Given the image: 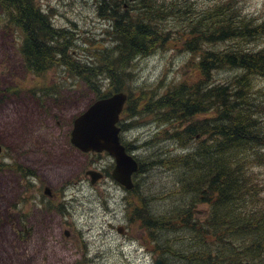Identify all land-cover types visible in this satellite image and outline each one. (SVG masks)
Listing matches in <instances>:
<instances>
[{"label":"rangeland","instance_id":"obj_1","mask_svg":"<svg viewBox=\"0 0 264 264\" xmlns=\"http://www.w3.org/2000/svg\"><path fill=\"white\" fill-rule=\"evenodd\" d=\"M34 1L50 14L51 23L68 35L66 54L73 64L87 61L99 65L103 60L100 59L102 52L114 46L111 21L101 14L99 0ZM157 1L168 4L172 0ZM173 1L175 16L157 24L159 29L164 30L162 34H167L164 44L161 45L159 40L151 53L134 59L131 78L125 88L132 91L133 97L143 91L145 95L156 98L173 82L193 74L192 54L181 46V42L189 31L186 20L189 17L194 19L191 16L196 12L184 7V2L198 11L211 8L216 1L230 2L229 5L233 2L238 11L254 21L264 19V0ZM138 3L129 0L122 8L132 14ZM179 34L181 38L177 37ZM23 38L22 30L10 23L5 11L0 8V135L4 136L6 143L14 144L17 136L24 132V124L29 123L31 129L25 137L29 146L31 138L42 131L41 120L43 112L47 111L51 132L59 134L61 142H64L65 130L69 131L68 147L61 151V144L55 142L51 159L32 154L19 157V151L12 148V155H6L5 163L17 161L31 168L36 167V175L28 183L15 171L0 173V205L9 206L13 202L18 203L20 208L17 214L20 218V226L17 227L20 229V242L14 246L19 252L12 249L13 227L2 222L0 264H153L156 257H161L164 264H185L180 254H189L194 250L189 240L191 234L187 233L189 229L184 227V223L176 219L177 225L181 226L150 231L141 220L144 208L160 219V215L174 210L186 200V196H190L180 193L174 185L176 171L167 168L169 166H161L160 162H152L165 159V154H182L188 149L182 150L172 139H163L161 130L165 126L153 114L132 118L122 115L121 124L134 123L128 130L120 132V138L129 146L138 147L132 146V152L145 164V169L135 180L136 192L125 200L124 188L110 174L113 158L106 152L81 153L73 150L69 140L76 116L98 99L86 85L84 72L69 68L64 61L40 73L31 72L21 52ZM255 40L254 44L264 42L262 38ZM97 73L102 91H108L110 83L107 74L99 68ZM232 74V70L223 69L217 71L214 77L216 81H222ZM258 83L264 87V79ZM57 125L59 128H56ZM253 164L252 171L264 184V163ZM87 170L107 175L92 184L90 176L85 174ZM45 184L58 193L56 200L60 204L51 202L55 206H47L50 202L39 190ZM255 199L258 204L264 202V189L257 191ZM208 209L207 203L196 202L192 207V216L202 221L208 216ZM10 210L9 206L5 216ZM120 226L122 234L117 230ZM64 230L70 233L69 237L64 236ZM207 239L210 242L209 236ZM161 243L170 246L162 248Z\"/></svg>","mask_w":264,"mask_h":264},{"label":"trees","instance_id":"obj_2","mask_svg":"<svg viewBox=\"0 0 264 264\" xmlns=\"http://www.w3.org/2000/svg\"><path fill=\"white\" fill-rule=\"evenodd\" d=\"M128 1L99 0L101 14L111 21L115 42L102 52L99 65L87 61L73 64L66 54L68 35L51 23L50 14L34 0H0V7L24 34L21 52L31 72L40 73L64 61L69 68L84 72L86 85L96 98L127 93L120 118L153 114L165 126L162 138L188 149L152 161L176 171L174 185L190 196L160 219L144 208L141 221L150 231L181 226L176 219L183 222L194 250L180 254L185 264L264 262V202L258 204L255 199L264 184L252 171L253 163H264V87L258 83L264 79V42L254 44L255 39L264 40V19L254 21L233 2L216 1L203 11L184 2V7L196 12L191 16L194 19L186 20L189 31L181 42L192 54L193 74L173 82L156 98L143 91V95L133 97L125 88L134 59L151 53L157 41L164 44L167 34L163 35L157 24L175 13L173 0L168 4L133 0L139 3L129 14L122 8ZM98 68L107 74L108 91H102ZM223 69L233 74L216 81L215 73ZM131 124L119 122L121 130H128ZM144 165L139 160L138 172L145 169ZM196 202L209 207L202 221L192 216ZM161 244L162 248L170 246Z\"/></svg>","mask_w":264,"mask_h":264},{"label":"water","instance_id":"obj_3","mask_svg":"<svg viewBox=\"0 0 264 264\" xmlns=\"http://www.w3.org/2000/svg\"><path fill=\"white\" fill-rule=\"evenodd\" d=\"M126 99L127 94L123 91L96 99L74 119L70 140L85 152L106 151L111 155L115 163L112 170L113 178L129 189L133 186L131 175L137 170L138 163L133 155L126 152L119 137L120 127L117 123ZM87 174L92 184L102 177L98 171L88 170ZM117 230L123 232L122 227H118ZM153 264H163V259L157 257Z\"/></svg>","mask_w":264,"mask_h":264},{"label":"flooded vegetation","instance_id":"obj_4","mask_svg":"<svg viewBox=\"0 0 264 264\" xmlns=\"http://www.w3.org/2000/svg\"><path fill=\"white\" fill-rule=\"evenodd\" d=\"M43 113H44V116L41 120V130L42 131H40L38 133V135H35V137L33 136L31 138L32 140L30 141L29 146H27L26 140H25V137L27 136L28 132L31 129L29 123L24 124V127H23L24 132L17 136L18 139L16 140V142H14V144L6 143L4 140V136L0 135V173H3L5 170L15 171L18 174H20V177L24 178L25 182L30 183L31 178L36 175V170H35L36 167L31 168V167L26 166L25 164L18 163L17 161L5 163L4 159H5L6 155H8V154H9V156L12 155L11 148L16 150V151H19V155H18L19 157L25 156L26 154H32L33 156L39 155V157H42V155H43V158L48 157L51 159V157H53V154H52L53 153V147L56 146L55 142H58L61 144V151H64L66 149V147H68L69 131H67V129L65 130L64 142H61V137H58L59 134H54V132H51L52 131V125L49 124V122H48V117L46 115L47 111H44ZM72 124H73V122H72ZM56 128H59V126L57 125ZM70 137H71V132H70ZM69 140H70V138H69ZM70 143L73 146L72 147L73 150H78L81 153L85 152V151L81 150L80 148L76 147L71 142V140H70ZM126 146H128V148L130 149V152H132L131 147H130L131 145L129 146L128 144H126ZM126 146H125V148L128 150V148ZM48 148H49V150H47ZM103 152L105 153L106 151H101V152H97V153L101 154ZM133 152L131 154H133ZM46 153H48V154H46ZM94 153H96V152H94ZM134 156H136V155H134ZM135 159H136V161H138L137 163L139 166V160L140 159L137 156ZM111 165H112V169H113L114 159H113V163ZM100 173L103 175V177H105L107 175V173H104V172H100ZM139 173L140 172H138V170H137L135 173L132 174L131 179L133 182V186L131 188L127 189L125 186H123L119 183L125 190V196H124L125 200H128L131 193L136 192L137 187H136L135 180L138 178ZM110 174L112 176V170H111ZM28 185L29 184H27V186ZM39 190H42V194L47 198V201L50 202L47 206H53L54 204H52L51 202L58 203L56 200V198L58 197V193L55 190H53L48 184H45ZM46 190H47V192H46ZM41 200L45 201L44 198H41ZM58 204H60V203H58ZM8 205L11 207V210H10L11 212H9L7 216H5V211L7 210V208L9 206L0 205V225L2 224V222H5L9 226L13 227V233H14L13 243H14V245L12 246V249L14 252L18 253L19 249L17 247L15 248L14 246L20 242V229L17 228L18 226H20V218L17 215V214H19L20 208H19L18 203L14 204L12 202ZM47 206H46V210L48 209ZM13 213H15V215H13ZM69 234L70 233H68L67 230H64V236L69 237ZM8 246H10V245H8ZM17 246H19V245H17ZM14 248H15V250H14ZM78 263L79 262H77V264Z\"/></svg>","mask_w":264,"mask_h":264},{"label":"bare ground","instance_id":"obj_5","mask_svg":"<svg viewBox=\"0 0 264 264\" xmlns=\"http://www.w3.org/2000/svg\"><path fill=\"white\" fill-rule=\"evenodd\" d=\"M4 7H5V6H4ZM0 8H1V7H0ZM125 10H126V9H125ZM93 42H94V41H93ZM87 63H88V62H87ZM54 95H55V94H54ZM108 96H110V95H108ZM106 97H107V96H106ZM102 98H105V97H102ZM94 101H95V100H94ZM94 101H93V102H94ZM93 102H92V103H93ZM92 103H91V104H92ZM91 104H90V105H91ZM124 105H125V102H124ZM124 105H123V108H124ZM151 108H152V107H151ZM85 110H86V109H85ZM85 110H84V111H85ZM122 110H123V109H122ZM134 112H135V111H134ZM119 122H120V115H119L118 123H119ZM133 123H134V122H133ZM133 123H132V124H133ZM72 126H73V125H72ZM71 131H72V130H71ZM121 143L123 144L124 142H122V140H121ZM124 144H127V143H124ZM124 144H123V145H124ZM130 145H131V150H134V148L138 149V147H135L133 144H130ZM124 146H125V145H124ZM132 146H134V148H132ZM125 149H126V148H125ZM126 152H127L128 154H131V153H130V150H127V149H126ZM133 154H134V153H133ZM131 155H132V154H131ZM134 155H135V154H134ZM133 157H134V156H133ZM159 166H160V165H159ZM137 170H138V168H137ZM120 227H122V226H120ZM119 233H120V232H119ZM122 233H123V232H122ZM122 233H121V234H122ZM163 264H164V262H163Z\"/></svg>","mask_w":264,"mask_h":264}]
</instances>
